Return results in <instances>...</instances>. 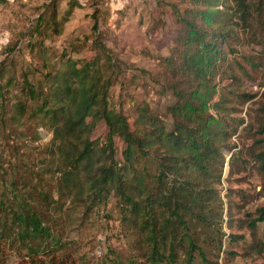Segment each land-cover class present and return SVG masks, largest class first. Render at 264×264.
I'll use <instances>...</instances> for the list:
<instances>
[{
    "label": "trees",
    "instance_id": "trees-1",
    "mask_svg": "<svg viewBox=\"0 0 264 264\" xmlns=\"http://www.w3.org/2000/svg\"><path fill=\"white\" fill-rule=\"evenodd\" d=\"M58 2L50 1L49 13L40 16L38 27L58 32L80 4L68 0L59 19ZM185 2L175 44L165 60L170 77L164 88L173 97L166 107L168 126L145 101L136 105L131 123L110 108V88L125 64L98 36V7L92 14V56L66 60L61 70H46L44 64L45 71L36 72L42 80L30 81L25 75L13 89L19 96L13 123L32 127L30 135L22 136L34 142L40 139L39 128L51 134L36 145L35 157H17L22 169L14 164L9 182L3 172L6 164L0 162V216L10 212L32 245L50 247L45 212L60 216L65 206L88 211L106 206L110 198L127 229L137 235L135 243L143 244L148 261H173L179 247L188 260L198 256L204 261L203 247L190 234L191 221L205 227L213 243L221 242L225 204L218 186L226 156L235 147L231 138L244 124L238 105L253 95L231 88V82L240 78L234 65L243 75L246 70L233 56L227 58L226 49L232 52L239 37L219 6H228L243 30H249L256 23L264 25V1ZM259 108L264 114V105ZM100 121L108 129L104 144L90 138ZM260 126L264 129V122ZM114 136L125 143L122 161L114 158ZM256 160L264 170V149ZM6 184L16 193L18 185L23 187L16 207L2 195Z\"/></svg>",
    "mask_w": 264,
    "mask_h": 264
},
{
    "label": "rangeland",
    "instance_id": "rangeland-1",
    "mask_svg": "<svg viewBox=\"0 0 264 264\" xmlns=\"http://www.w3.org/2000/svg\"><path fill=\"white\" fill-rule=\"evenodd\" d=\"M50 1L0 0V99L4 103L0 105V162L6 164L3 172L8 182L14 177V164L22 169L17 157L30 160L35 157L36 145L51 137L45 128L38 129L37 141L22 136L30 135L32 127L14 125L12 113L19 96L13 89L25 75L30 81L42 80L36 72L45 71L44 64L46 70H61L66 60L92 56V14L96 7L100 9L97 14H101L97 23L100 40L125 64L123 74L110 88V108L131 123L136 105L145 101L166 120L167 126L171 121L166 107L173 97L164 88L170 77L165 60L175 44L180 28L178 15L185 0H79V6L63 20L58 32L37 26L40 16L48 15ZM67 2H58L59 19ZM219 9L227 22L233 21L239 37L232 52L226 49L227 58L233 56L246 70L243 75L234 65L240 78L231 82V88L253 95L238 105L244 124L231 138L235 147L226 156L218 186L225 204L221 244L217 240L213 243L206 228L191 221L190 234L203 247L204 261L198 256L188 260L180 247L173 261H148L143 244L135 243L137 235L127 229L113 205L114 198H110L106 206L88 211L65 206L60 216L45 212L44 224L52 235L49 248L32 245L10 212L0 216V264H130L128 260L135 264H264V170L256 160V154L264 149V129L260 126L264 114L259 108L264 105V25L256 23L252 29L243 30L228 6ZM217 98L216 95L214 99ZM107 133L105 122L100 121L90 138L104 144ZM113 145L115 160L122 161L124 141L114 136ZM233 155L238 158L232 159ZM5 188V201L16 207L23 187L18 185L17 193L9 184Z\"/></svg>",
    "mask_w": 264,
    "mask_h": 264
}]
</instances>
